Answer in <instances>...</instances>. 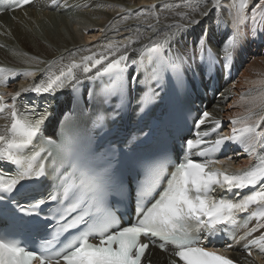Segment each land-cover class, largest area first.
<instances>
[{
  "label": "snow or ice",
  "instance_id": "6c2138e0",
  "mask_svg": "<svg viewBox=\"0 0 264 264\" xmlns=\"http://www.w3.org/2000/svg\"><path fill=\"white\" fill-rule=\"evenodd\" d=\"M252 0H232L233 31L220 49L224 66L228 67L234 52L247 33L241 29L247 21L264 23V0H258L249 11ZM7 8L17 9L32 3V0H0ZM57 4V0H52ZM209 3L213 8L222 7L221 0H207L201 6L192 7L190 0L184 5L190 11H177L181 21L169 26L179 31L191 24H198L195 15L207 16ZM163 7L168 8L167 5ZM155 9L156 5H150ZM231 9H235L232 13ZM145 15L141 12L137 18ZM124 20L129 19L125 16ZM159 23V17L156 18ZM157 32L155 24H149ZM251 35L255 36V30ZM205 32L199 40L200 51L207 50L208 66L211 68L217 57L210 48L206 49ZM130 43H135L131 37ZM139 39V37H137ZM170 37L165 34L163 40H151L139 49V57L128 55V45L109 43L102 52H92L77 61L70 57L67 63L63 58L49 64L39 81L21 89L12 96V102H5V94L0 93V117L8 121L0 127V162L14 166L11 173L0 172V202L13 193L23 191L26 181H40L51 178L54 182L46 196L29 199L25 203L13 198L10 201L12 211L25 217H40L46 223L47 235L35 245H28L23 240L7 233H0V264H151L146 260L150 245L162 251L171 247L169 264H236V262L204 246V238L224 231L228 226H242L241 214L258 217L255 226L248 228L241 240H246L244 249L248 256L253 255V248L264 253V233L252 239L253 233L264 229V116L254 111L259 107L264 111V79L253 81L258 86L259 94L251 98V107L246 116L230 118L231 134L220 131L222 121L213 113L203 110L194 121V139L185 140L186 152L183 158L177 155L178 163L171 172L167 171L168 158L165 156L144 166L135 185L116 177L111 166L99 170H84L77 160L67 158L68 147L63 139L56 140L42 136L43 125L50 114L48 108L37 111L35 105L19 106L16 97L21 92H31L36 96L54 95L57 91L73 88L83 80H94L107 76L112 81V94L120 96L121 104L127 90L126 73L129 66L143 68V83L146 91L141 97L143 107L152 103L158 96L168 72L175 73L180 79L194 57L171 55ZM124 49L121 52V49ZM169 55H165V50ZM90 51V50H88ZM117 53H120L117 56ZM38 59V58H33ZM203 59V55L201 56ZM152 64L151 71L148 65ZM95 70V71H94ZM13 69L0 67V85L7 86V77ZM91 74V75H89ZM34 76V71L22 73ZM241 100H246L241 96ZM102 119V117H98ZM211 124L207 130L203 126ZM238 125H240L238 127ZM215 136V139L210 137ZM226 143L242 146L249 158L256 162L244 169L232 171L228 162L212 158ZM260 151H257V149ZM51 158L50 165L45 155ZM203 159H193L194 155ZM223 166V167H222ZM167 176L166 184L164 177ZM164 184L158 198L150 207L146 206ZM244 189L251 191L240 194ZM217 192L234 193L232 198L217 196ZM118 197L120 203L134 198L137 212L134 222L121 226L113 210L112 198ZM47 206V212L44 208ZM223 226V227H221ZM236 240V236H232ZM226 245L225 250L230 249Z\"/></svg>",
  "mask_w": 264,
  "mask_h": 264
},
{
  "label": "bare ground",
  "instance_id": "6f19581e",
  "mask_svg": "<svg viewBox=\"0 0 264 264\" xmlns=\"http://www.w3.org/2000/svg\"><path fill=\"white\" fill-rule=\"evenodd\" d=\"M187 2L188 0H57V4H53L52 0H37L26 8L0 14V66L14 70L7 80L16 78L15 81L8 82L7 86H0V91L11 100L12 96L9 94L14 95L39 81L51 62L63 58V62L67 63L70 57L79 61L82 56L92 52H102L109 43L127 44L130 59L138 58L139 49L149 39L163 40L165 34L170 37L171 55L193 57L199 52V40L206 32V47H213L222 56L220 49L233 31L230 14L232 0H221L222 7L219 9L213 8L209 3L207 16L195 15V19L199 20L198 24H191L179 31L174 27L170 28L176 23H188L181 21L175 14L177 11H190L189 7H175ZM206 2L207 0H190L192 7L201 6V10ZM257 2L258 0H252L249 11ZM153 4L156 5L155 9L150 8ZM141 12L145 15L137 18V14ZM231 12L234 13L235 9H231ZM125 16L129 19L124 20ZM157 16L158 24L155 19ZM149 24H155L157 32H153ZM241 29L248 35L234 52L233 65L238 72L226 83L218 98L203 101L207 110L226 125V132L223 134L231 130L230 118L248 114L247 109L251 107L249 101L259 94L258 86L252 82L264 79V23L259 18L256 23L249 20ZM252 30H255V36L251 35ZM128 37L136 42L130 43ZM123 51L122 48L121 52ZM189 63L188 70L199 68L198 62H193V59ZM27 71H34L35 75H22ZM29 93L21 92L16 101L26 99ZM242 95L246 100H241ZM52 96V101L56 104L52 109L55 122L68 108L71 91L63 89ZM254 111L258 114L254 119L264 116L261 108L257 107ZM6 123L8 121L0 118V127ZM210 127L211 124L207 126ZM261 127L264 128V123ZM231 156L232 161L228 163L232 171L244 169L256 162L255 157L249 158L243 151ZM171 251L162 252L150 247L146 260L152 264H169ZM235 254L239 259L251 261L238 249Z\"/></svg>",
  "mask_w": 264,
  "mask_h": 264
},
{
  "label": "rangeland",
  "instance_id": "374dc122",
  "mask_svg": "<svg viewBox=\"0 0 264 264\" xmlns=\"http://www.w3.org/2000/svg\"><path fill=\"white\" fill-rule=\"evenodd\" d=\"M218 93H221V91H219ZM224 99V98H223ZM65 102V101H64Z\"/></svg>",
  "mask_w": 264,
  "mask_h": 264
}]
</instances>
